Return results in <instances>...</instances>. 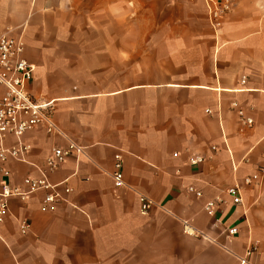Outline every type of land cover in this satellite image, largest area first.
<instances>
[{"label":"crops","instance_id":"obj_1","mask_svg":"<svg viewBox=\"0 0 264 264\" xmlns=\"http://www.w3.org/2000/svg\"><path fill=\"white\" fill-rule=\"evenodd\" d=\"M226 1L214 28L205 0H0V37L23 42L27 90L59 131L7 137L29 149L0 169L11 189L45 178L61 195L46 209L43 190L7 201L0 264H264V0ZM69 144L82 153L48 172L52 148Z\"/></svg>","mask_w":264,"mask_h":264},{"label":"built area","instance_id":"obj_2","mask_svg":"<svg viewBox=\"0 0 264 264\" xmlns=\"http://www.w3.org/2000/svg\"><path fill=\"white\" fill-rule=\"evenodd\" d=\"M208 7V16L210 22L214 28H218L221 25V19L229 10L228 1L217 2L215 0H205ZM24 44L20 40L2 36L0 37V88L3 92L0 96V164L4 165L9 158L19 160L23 154L29 149L27 146H20V148L7 149L3 146L7 137L15 138L19 145L20 139L24 134L35 130L38 127L43 128L48 134H56L57 130L52 118L50 116V110L52 104L50 102H40L35 100L28 92L27 87L32 79L34 67L28 64L23 58ZM76 151L81 154L80 148L74 144H69L65 150L59 148H52L49 157L46 159L45 168L48 172L55 171L65 160L70 156L71 151ZM202 162L201 158H195L190 160V164L195 166ZM121 157L115 156L114 173L112 175L113 184L115 188L123 187ZM259 173L264 174V167L259 169ZM0 175L3 179L0 181V224L3 223L8 216L9 210L7 201L12 197H18L24 199L27 194H32L37 191L43 190L48 192L43 201V208H52L58 200H61V195L56 189V186L50 185L45 178L31 179L25 178L23 180L24 185L28 191L26 193L21 192L19 189H11L6 181L8 178V172L4 169H0ZM255 177V176H254ZM255 178H246L244 183L250 185ZM190 191H193L190 189ZM64 192L68 194L70 190L64 189ZM241 188L238 185H234L227 191V194L231 197L232 203L235 206H239L241 200ZM196 196H200V193L195 192ZM139 213L141 215H147L152 207L153 203L145 197H139ZM213 208V204L209 203L205 209L210 211ZM30 225L26 221L20 223V233L22 235L27 234ZM183 232L189 236H195V231L186 223L182 224ZM227 237L235 236L238 231L235 228L227 230ZM253 245H251L246 255L249 256L253 252ZM241 264H245V260L241 261Z\"/></svg>","mask_w":264,"mask_h":264},{"label":"rangeland","instance_id":"obj_3","mask_svg":"<svg viewBox=\"0 0 264 264\" xmlns=\"http://www.w3.org/2000/svg\"><path fill=\"white\" fill-rule=\"evenodd\" d=\"M128 7L130 8V9H132L133 7H135V6H141V7H150L151 6V0H128ZM137 15H131V14H129L128 15V23L130 24V23H134V22H136V19H137ZM144 19H145V16H143V21H144ZM128 34V37H133V38H135L136 37V34H138L139 32L137 31H131V30H129L128 32H127ZM144 34H145V37L147 36V34H150V32H144Z\"/></svg>","mask_w":264,"mask_h":264}]
</instances>
